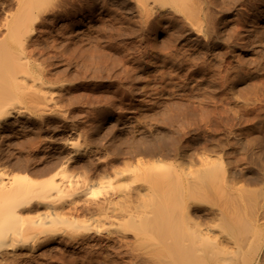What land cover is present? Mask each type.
Wrapping results in <instances>:
<instances>
[{
  "label": "rangeland",
  "instance_id": "374dc122",
  "mask_svg": "<svg viewBox=\"0 0 264 264\" xmlns=\"http://www.w3.org/2000/svg\"><path fill=\"white\" fill-rule=\"evenodd\" d=\"M159 1L173 9L149 14L148 0H0V24L37 18L33 58L46 80L63 83L53 113L14 138L13 162L35 172L63 161L65 152L49 157L45 140L64 130L56 138L98 150L72 163L74 174L97 180L125 168L132 176L123 189L152 174L162 191L115 199L112 218L81 211L58 223L67 231L59 250L41 244L38 262L264 264V0ZM124 122L134 128L122 130ZM204 154L210 163L200 162ZM88 190L77 203L107 195ZM209 223L235 238L210 250L197 238Z\"/></svg>",
  "mask_w": 264,
  "mask_h": 264
},
{
  "label": "bare ground",
  "instance_id": "6f19581e",
  "mask_svg": "<svg viewBox=\"0 0 264 264\" xmlns=\"http://www.w3.org/2000/svg\"><path fill=\"white\" fill-rule=\"evenodd\" d=\"M168 4L159 0H148L142 10L154 14L173 9ZM36 23L37 18L0 24V33L6 31L4 35H0V264H44L34 260V252L43 243L53 244V249L59 250L62 236L67 231L63 227L54 228L58 223L73 219L81 211L89 214L100 211L107 219L112 218L118 213L112 206L115 199L162 193L154 186L156 178L152 174L149 178L145 174L146 178L144 176L141 180L134 181L129 189H123L120 183L132 176L130 169H117L114 176L103 175L97 180L74 174L70 170L72 163L87 162L84 157L90 154L94 157L98 150H89L87 146L81 148L77 140L75 142L70 138H56L62 132H67L64 130H53V135L45 140V144L51 147L49 157L53 158L65 152L63 161L59 163L53 161L44 169L34 172L29 164L20 166V163L13 162L12 154L8 156L14 138L33 131L34 121L44 120V117L53 113L50 106L55 102L59 89L63 87V83L46 80L44 69L33 58L30 48ZM122 124V130L134 128L133 122ZM73 133L67 134L70 136ZM199 160L204 164L212 161L211 156L205 154ZM192 179L190 183L195 184L198 177ZM95 186L107 189V195L102 201L76 202L74 198L88 193V189ZM241 189L242 187H235L228 196ZM211 210L217 215L223 214L221 210ZM44 214H53L56 218L54 221L50 218L44 219ZM229 228L228 226L225 229L222 223L219 226L209 223L203 225L197 238L206 243L210 250H217L220 248L219 239L230 242L235 238V232ZM25 250L28 252H24Z\"/></svg>",
  "mask_w": 264,
  "mask_h": 264
}]
</instances>
